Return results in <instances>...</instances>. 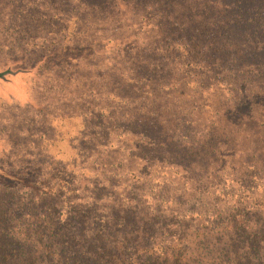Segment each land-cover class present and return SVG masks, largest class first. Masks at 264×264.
Returning a JSON list of instances; mask_svg holds the SVG:
<instances>
[{
	"label": "trees",
	"instance_id": "1",
	"mask_svg": "<svg viewBox=\"0 0 264 264\" xmlns=\"http://www.w3.org/2000/svg\"><path fill=\"white\" fill-rule=\"evenodd\" d=\"M0 19V264H264V0Z\"/></svg>",
	"mask_w": 264,
	"mask_h": 264
},
{
	"label": "rangeland",
	"instance_id": "2",
	"mask_svg": "<svg viewBox=\"0 0 264 264\" xmlns=\"http://www.w3.org/2000/svg\"><path fill=\"white\" fill-rule=\"evenodd\" d=\"M7 6H11V0H0V9H3V8L7 7ZM0 23H2L0 25V43H3L6 40V38H7V34H6L7 32L4 29L5 28V24L4 23H6V22L4 20L0 19ZM1 64L3 65V67L5 66V64L0 62V67H1ZM1 109H3V108H1ZM1 109H0V111H1ZM16 112L19 113V112H21V110H18ZM26 114H27V112H26ZM26 114L24 113V115H26Z\"/></svg>",
	"mask_w": 264,
	"mask_h": 264
}]
</instances>
